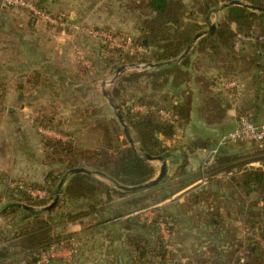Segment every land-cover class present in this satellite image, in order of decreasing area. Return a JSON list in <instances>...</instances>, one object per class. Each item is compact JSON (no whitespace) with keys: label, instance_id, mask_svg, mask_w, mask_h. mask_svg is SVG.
Listing matches in <instances>:
<instances>
[{"label":"trees","instance_id":"16d2710c","mask_svg":"<svg viewBox=\"0 0 264 264\" xmlns=\"http://www.w3.org/2000/svg\"><path fill=\"white\" fill-rule=\"evenodd\" d=\"M127 1L128 8L137 13L138 41L151 50L148 54H137V60L147 62L151 68L139 73L120 74L108 90V95L130 132H134L133 140L138 142V147L131 145L116 111L108 104L90 105L77 109L75 113L82 125L101 134L99 148H86L74 140L44 136V165L58 164L60 170L47 171L43 182L16 183L13 187L9 186L10 178L4 179L0 190V199L5 197L7 200L3 216L20 213L25 221L30 222L10 221L5 226L4 233H1L4 237L0 235V264H39L42 255L71 247L77 235L88 232L109 235L114 226L123 223L133 264H181L179 254L183 255L184 250L178 246V252L174 251L177 245L173 240L177 231L174 208L158 205L170 194L163 192L161 181L137 190H129L128 187L144 185L154 179L158 169L148 156L165 160L171 150L168 141L177 134V128L189 120L192 91L187 83L197 81L201 85L204 94L201 113L207 120L213 121L223 120L230 104L220 91H212V83L228 78L239 79L244 83V93L239 100L238 119L246 116L253 123H264V10L253 8H264V0ZM36 4L45 8L44 0H36ZM222 7L224 13L213 20L214 14ZM28 17L29 25L36 22ZM199 18L202 20L199 21ZM212 24H215L214 28ZM256 25L260 26L263 40L243 43L237 49L240 36L258 33ZM199 33L203 34L194 42ZM191 44L192 48L184 55ZM104 52H107L105 61L111 64V69L117 70L122 65V52L115 49ZM126 55L128 61L135 60L133 54ZM211 69L215 73L209 76L207 72ZM80 71L84 69L81 67ZM40 78L39 73H34V86ZM0 88V101L3 103L5 88L1 85ZM130 103L143 105L146 110L135 111ZM1 108L0 103V111ZM109 109L113 110L112 114ZM162 111L169 112L170 118L164 117ZM52 116H37L34 126L63 131L60 122L54 123ZM234 144L247 147L248 151L238 154L221 152L202 173L207 183L231 174L229 180L221 178L217 182L226 181L229 187H233L230 197L241 199L239 215L248 229L246 243L232 240L226 245L231 251L225 257L219 251L218 260L227 264H264V140ZM251 161H261L262 165L250 166ZM75 168H86L89 172H75ZM184 169L182 165L180 174ZM239 170L243 173L236 176ZM63 179L59 203L42 210L54 201ZM30 188L46 190L48 196H34L29 192ZM241 193L245 198L241 197ZM193 199L195 203L208 204L207 196L202 193L196 194ZM73 206H78L77 211H70ZM151 206H154V215L141 219V211ZM36 207L41 209L35 210ZM60 208H67L68 211L58 213ZM208 214L207 218L214 223L221 219V224L224 220L215 210ZM89 216L96 218L86 226L83 218ZM227 217L232 216L229 214ZM67 222L84 225L82 233L59 231V225ZM223 226L220 228L222 231L225 229ZM242 249L249 251L253 257L242 261ZM80 251L81 247L78 253ZM76 255L73 253L69 260L76 261ZM189 258V263L195 262ZM69 260L50 256L49 263L41 264H66Z\"/></svg>","mask_w":264,"mask_h":264},{"label":"crops","instance_id":"0c3cea01","mask_svg":"<svg viewBox=\"0 0 264 264\" xmlns=\"http://www.w3.org/2000/svg\"><path fill=\"white\" fill-rule=\"evenodd\" d=\"M186 1L190 2L191 0ZM127 2V0H44L45 7L52 10V12H68L77 24L137 35L139 33L135 24L137 13L128 8ZM6 10L9 11L8 8L0 6V85L5 87V99H10L14 93L17 95L19 87H22V84L25 83L24 80L34 73H39L41 80L34 86V96L37 99L45 98L55 101L62 107L61 109L55 107L56 109L53 111L44 110L43 112L47 114L65 116V113H62L65 110L68 112L66 113L67 115H73L77 109L86 108L90 105L107 106L108 104L111 106L109 103L110 96L104 93V80L97 79L103 70H112L111 64L106 62L105 59L103 60L106 57L104 49L99 43L94 41L96 40L94 37L80 30L70 29L64 32L54 29L44 20H38L29 25V17L27 15L22 14V18L20 17L21 19L19 20L17 15L11 14ZM223 13L224 10L220 9L218 13L214 14L213 20L218 19ZM201 20L199 18V21ZM78 37L82 39H78ZM80 44L87 56V60L83 61L84 66L82 67L85 72L80 71V68L76 66V60L72 59L71 56L73 47L75 48ZM73 62L75 66L72 65ZM69 68L75 69L76 74L73 79L68 71ZM88 73H94L91 75V79L89 76H85L89 75ZM214 73L215 70L213 69L207 72L209 76ZM98 83L102 86L99 93L95 91ZM6 84L10 85V88H7ZM187 85L191 87L192 91V112L189 120L181 124L177 128V134L174 138L168 141L171 150L165 159L166 175L161 180L160 187L164 193H169L170 197L158 205L174 208L176 217L174 226L177 230L173 238L177 244L174 249L175 252H178V246L184 252L190 250L191 258L195 260L191 264H227V262L218 260V252L224 253L222 257H225L231 251V248L226 246L228 243H232V240H234L245 244L247 240L248 229L243 217L239 215L238 209L241 199L237 198L234 200L230 197V189H233V187H229L225 183L226 181L217 182L221 178L228 179L231 174L224 178L219 175L220 178L207 183L202 176L201 165L212 145H217L225 133L238 126L237 116L241 102H233L229 95L220 87V82L214 81L212 83V91L214 93L220 91L230 106L223 120L209 121L201 113L204 99L201 85L197 81L194 84L188 82ZM93 90L95 97H91V91L93 92ZM72 100L79 101V104L72 102L69 105L68 103ZM91 100L96 101L89 102ZM81 101H84V104H81ZM136 108L146 110L143 105L133 104V109L135 110ZM212 112L214 113V111ZM9 113L14 119L16 115L23 116V113L15 111L14 108H9ZM5 123L6 119L3 112H1L0 128L5 127ZM18 124V131H16L19 134V137H17L18 145L14 140L11 141L16 150L12 149L8 142H0V190L3 188L6 177H25L38 182H41L45 177V174L36 177L31 173V169L34 166L37 169L36 173H46V167L43 162L42 139L37 133V129L30 124ZM82 126V124L78 125L80 129L84 130ZM49 133L54 134L55 131L49 130L47 134ZM0 134H2L1 129ZM32 136H35L34 141ZM34 142L39 143L41 146L39 156L36 154H34V157L31 154L29 156L26 154L18 156L20 154H18L19 151L17 150L19 145L25 147V149H30ZM201 142H205L207 146L205 148L200 147L199 144ZM98 143L100 144L101 141H98ZM227 148L229 150L228 153L231 154L248 151L247 147H240L239 149L234 144L227 145ZM19 159L20 161L26 159L24 162L27 166L22 167L21 171L15 173L12 166ZM243 159H246V157ZM153 163L158 169L155 176L157 177L162 163L160 161H153ZM8 165L10 166L8 167ZM182 165L185 166V169L183 174H180ZM249 165L260 166L262 162L251 161ZM242 173L243 171L239 170L236 172V176H240ZM198 193L207 196L208 204L194 202L193 198ZM242 193L241 197L245 198ZM186 202L187 204H185ZM153 208L154 206H151L142 210L140 218L145 219L153 216L155 213ZM214 210L221 214V218L224 217L221 224V219L214 223L207 218L206 215ZM188 211L195 212L197 215L188 216ZM229 214H231V218L227 217ZM222 225L225 228L223 231L220 230ZM124 226L125 223L116 225L112 228V233L101 235L92 244L91 248L85 251L81 250L75 256L76 261L69 260L72 256L68 250L60 251L57 256L69 260L66 264H133V258L126 244ZM73 228L75 231L82 233L80 224L73 225ZM163 232L165 237L168 238L169 235L166 234V231L163 230ZM241 254L242 261L245 259L250 260L253 257L245 249L240 251ZM179 257H182V255L179 254ZM182 258H180V263L185 264ZM186 259L190 258L187 257ZM188 264H190L189 261ZM229 264L234 263L230 262Z\"/></svg>","mask_w":264,"mask_h":264},{"label":"rangeland","instance_id":"374dc122","mask_svg":"<svg viewBox=\"0 0 264 264\" xmlns=\"http://www.w3.org/2000/svg\"><path fill=\"white\" fill-rule=\"evenodd\" d=\"M45 8L50 10L47 7H45ZM6 11L11 13V14L17 15L19 20L22 18L20 16L21 15L20 14L21 11H17V10H14V9H9V11L8 10H6ZM50 11H52V10H50ZM255 29L259 33L260 26L256 25ZM69 30L70 29H65V31H69ZM74 30H78V29H74ZM119 32L126 34V32H123V31H119ZM127 34L131 35L132 38L134 39L135 44L140 47L134 53L129 52V51L125 50L124 48H119V47L118 48H111L107 44H105L102 41H100L99 39L94 38V39H96L94 41L99 43L101 46L106 47V49H115V50H120L122 52L121 55H122L123 59L121 60L122 65H120V67H123V71L121 73L117 74V70L118 69L117 70L116 69L103 70L101 72V74L97 78L99 80H101V79L104 80V86L103 87H104V89L106 91L111 88V85L118 78V76L120 74H122V73H133V72L139 73V72H143V71H149L150 68H151V66L147 62H142V61L137 60V56H136L137 54H141V53L142 54H148V53H150L151 50L150 49H146L138 41L140 36H138L136 34L135 35L129 34V33H127ZM78 39H82V38L78 37ZM81 44L79 46L75 47V48L73 47V49L71 51L72 59L76 60L75 63H76V66L78 68L79 67L81 68V67L84 66L83 59H80V57H82L84 55L83 56V57H85L84 60L85 61L87 60V56H86L84 48L81 46ZM106 49H104V50L106 51ZM106 53L107 52H104L105 55H106ZM126 54H129V55L133 54L135 56L134 57L135 60L134 61H128L126 59V56H127ZM104 59L105 58H103V60ZM85 64H86V62H85ZM140 64H145L146 67L149 66V68L145 67V68L141 69L142 67H139ZM72 65H74V62L72 63ZM68 71L70 72V76L73 79V76H75V74H76L75 69L74 68H69ZM88 74L89 75H85V76H89L90 79H91V75L94 74V73H88ZM74 78H76V77H74ZM90 79H88V80H90ZM24 81H25V83L22 84V87H19V91L17 92L19 94V96H17L18 94L15 95L16 93H14L13 97H11L10 99H5V101L3 103L0 101V103L2 104V108H1L0 112H3L4 117L6 119L5 127L0 128L1 132H2V134H0V142H3V141H4V143L8 142L9 145L12 146V149H14L15 146H13L11 141L14 140V142L16 144L18 142L17 137H19V134H17V132H16V131H18V127H19L18 123H20V124H30V125L34 126V119L37 116H39V115L51 116L49 113L47 114L46 112H43L44 110L48 109L49 111H53V110L56 109L55 107H57V109H61L62 108L61 105L59 103H56L55 101H51V100H48V99H45V98L44 99H37L34 96V74H32V76H29L28 79H25ZM84 85H86V83H84ZM9 86L10 85L6 84L7 88ZM96 88H97V90H95V91H97L99 93V91L102 89V86H100V84L98 83ZM91 94H92L91 97L92 96L95 97L94 96V90H93V92L91 91ZM92 101H96V100H91L89 102H92ZM72 102H76V103L79 104V101H77V100H72L68 104L70 105ZM81 104H84V101H81ZM130 104H133V103H130ZM9 108H14L15 111L23 113V116H20V115L17 116L16 115V117L14 119L13 116L9 113ZM135 111H141L142 112V111H145V110H141V109H137L136 108ZM108 112L110 114H112L113 110L109 109ZM62 113H65V116H52V117H54V120H55L54 123L58 124V122H60V125H61V128L63 129V131H60L58 129H44V131L43 130L40 131L39 127L34 126L37 129V133L39 134V136L41 137L42 140H43V137L46 136V137H52V138H56V139L74 140V141H77V142L81 143L83 147L91 148V149H97V148H99L101 146V143L100 144L98 143V141H101V134H99L94 129H91L88 126H84V125L82 126V128L84 130L80 129L78 127V125H81L83 123L81 122V119H79V117H76L75 114L67 115L66 114V113H68L67 110H65V112H62ZM74 113H76V112H74ZM125 123H126V121H125ZM126 125H127V123H126ZM86 127H88V128H86ZM122 127H123V125H122ZM127 128H128V125H127ZM49 130H54L55 133L54 134L53 133L47 134V131H49ZM128 131H129V134H130L131 138L133 139V136H135L134 132L133 131L130 132L129 128H128ZM2 136H4V137H2ZM32 137H33V141H34L35 140V136H32ZM232 144H234V143H232ZM232 144H229V145H232ZM134 145H135V147H138V142L134 141ZM234 145H236V147H238L239 149L241 147L238 144H234ZM40 149H41V146L39 145V143H35V142H34V145L32 146V148H30V149H28V148L25 149V147H22L21 145H19V148L17 150L19 151L18 154L19 153L20 154L18 156L19 157L21 155L23 156V154H26L27 156H29V154H31L34 157V154H36V155L40 154V152H41ZM14 150H16V149H14ZM42 153H43V151H42ZM15 154H16V152H15ZM25 160L26 159H23V161H20V159H19L16 164H13L12 169H13V171L15 173L21 171L22 167H26L27 166L26 163L24 162ZM32 160H34V158H32ZM43 162H44V160H43ZM9 166L10 165H8V167ZM44 166L46 167V172L49 171V170H57V171L60 170L58 164L44 165ZM31 170H32L31 173H33V176L38 177L39 175H41V176H43L44 174L46 175V173H42V172H40V173L37 172L36 173L37 169L35 168V166ZM8 178H10V177H8ZM9 180H10L9 181V186H11V187H13L16 183H18L20 185V184H23L25 182H28V183L38 182V181H35V180L26 179L25 177H15V178H10ZM43 181H44V179L41 182H43ZM59 200H60V198H59ZM59 200H58L57 203H59ZM6 203H7V200L5 199V197H2V199H0V221H1V224H0V235H1L2 232L4 233V230L6 229L5 226H7L10 221H17V222L18 221L19 222L20 221H22V222L24 221L26 223L30 222V220L25 221L26 219H24V215L20 214V213L9 214L6 217L3 216L2 212H5L4 211V206H5ZM185 204H187V202ZM77 207L78 206H75V207L73 206V208L71 207L70 211H77ZM67 208L66 209L65 208L64 209L60 208L58 210V213L59 212L62 213L64 211H68ZM40 209H41L40 207L39 208L38 207L35 208V210H40ZM42 210H43V208H42ZM192 214H193V216L197 215V213H195V212L188 211V216H191ZM44 217H46V216H44ZM44 217H43V219H45ZM95 218L96 217H94V216H89L88 218H83V221H85V225L87 226V225L91 224L92 222H94ZM75 224H79V223H77V222L76 223L75 222H73V223L67 222L65 225L60 224L58 230L59 231H63V230L67 231L66 233H69L70 231H75L74 228H73V225H75ZM18 226H19V224H18ZM82 227H84V225H82ZM103 234H104L103 232L102 233H100V232L99 233L98 232H88V233L82 234L81 236L77 235L76 242L78 243V249L80 250V247H81V250L85 251L88 248H91V246H93L92 244L95 243L101 237V235H103ZM166 234H167V232H166ZM1 236L4 237V235H1ZM176 236H179V235H176ZM77 254H79V253H77ZM189 254H190V250H187L186 252L183 253L182 257H184V256L186 257L187 256L189 258V257H191V254L190 255ZM188 261H189V259H187L186 262H188ZM185 264H187V263H185Z\"/></svg>","mask_w":264,"mask_h":264},{"label":"built area","instance_id":"2783aa9c","mask_svg":"<svg viewBox=\"0 0 264 264\" xmlns=\"http://www.w3.org/2000/svg\"><path fill=\"white\" fill-rule=\"evenodd\" d=\"M0 6L4 8L14 9L17 11H21L23 14L31 16L36 21L44 20L48 25L53 27L57 30L65 31V29H78L80 31L86 32L87 34L91 35L92 37L99 39L103 43L107 44L111 48H124L125 50L134 53L140 47L135 44L134 39L131 35L127 33H118L111 29L105 28H96V27H87L85 25H78L76 24L71 15L68 12L60 11V12H52L46 8H41L36 4V0H0ZM262 41L263 36L260 33H251L246 36H240L236 48L239 49L243 43L251 42V41ZM84 56V55H83ZM80 57L83 59L85 57ZM139 67L141 69L145 68V64H140ZM146 68H149L147 66ZM220 87L224 90L230 97L235 100H240L243 97L244 93V83L236 78H228L222 79L220 81ZM161 114L166 117L170 118V113L167 111H162ZM40 131H44L42 127H39ZM264 140V123H253L251 120L248 119L246 116H241L238 119V126L225 133L219 140V145L227 146L232 143L237 142H245V141H257L261 142ZM215 145L211 147L207 155L201 165V172L204 173L205 170L212 164L216 155L218 146ZM29 192L37 196L39 198H45L48 196L46 190L41 189H34L30 188ZM62 250L70 251V254L78 253V243L76 240H73L72 246L69 248H64L56 252H51L50 255H42L41 259L39 260V264L41 263H49L50 256H57V254ZM183 263H187L186 258H182Z\"/></svg>","mask_w":264,"mask_h":264},{"label":"water","instance_id":"95a60500","mask_svg":"<svg viewBox=\"0 0 264 264\" xmlns=\"http://www.w3.org/2000/svg\"><path fill=\"white\" fill-rule=\"evenodd\" d=\"M234 3H236V4H242V5H246V6H251V5H249V4L243 3L242 1H234ZM252 7H253V6H252ZM253 8H257V9L264 10V8H258V7H253ZM222 9H224V7H222ZM214 26H215V24H212V28H214ZM202 34H203V33H199V34L195 37L194 42H195L196 39H197L200 35H202ZM194 42H193V43H194ZM192 46H193V45L191 44V45L188 47V49L185 51L184 55H186V54L190 51V49L192 48ZM152 66H155V64H152ZM122 71H123V67L118 68V70H117V74L121 73ZM104 91H105L104 93H105L106 95H108V92H107L106 90H104ZM109 103H110V105L114 108V110L116 111L117 116H118V119H119V121L121 122V124L123 125V127H124V129H125V132H126L128 138H129V140H130L131 145L135 146V145H134V141H133V139L131 138V136H130V134H129V131H128V128H127V125H126V123H125V121H124V119H123V117H122V114L120 113V111L118 110V108L116 107V105L114 104V102H113V100H112L111 97H109ZM199 146L205 148V147L207 146V144H206L205 142H201V143L199 144ZM212 147H214V144L212 145ZM228 151H229V150H228L227 146L219 145V146H218V149H217V154H219V153H221V152L228 153ZM148 158L151 159V160H154V161H160V162L162 163L161 168H160V173H159V175H158L157 177H155L154 179H152L150 182H148V183H146V184H144V185H139V186H135V187H128L129 190H137V189H141V188L148 187V186H150V185H155V184L159 183V182L165 177V175H166V162H165V160H164L162 157L154 158V157H150V156H148ZM73 171H75V172H82V171H83V172H89V170L86 169V168H75V169H73ZM64 178H65V177H64ZM63 181H64V179L62 180V182H61L60 185H59V189H58V191H57V195H56L54 201H53L52 203H50L48 206L44 207V208H43L44 210L50 209V208L54 207V206L57 204V202H58V200H59V198H60L61 186H62V184H63ZM28 208H32V207H28Z\"/></svg>","mask_w":264,"mask_h":264}]
</instances>
